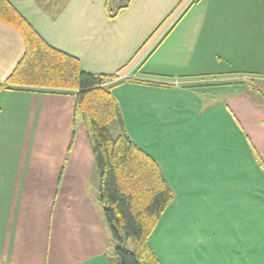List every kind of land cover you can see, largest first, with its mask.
Listing matches in <instances>:
<instances>
[{
	"label": "crops",
	"instance_id": "0c3cea01",
	"mask_svg": "<svg viewBox=\"0 0 264 264\" xmlns=\"http://www.w3.org/2000/svg\"><path fill=\"white\" fill-rule=\"evenodd\" d=\"M8 1L85 71L127 80L113 91L127 131L174 192L150 237L160 264H264V8L218 26L188 22L196 0ZM229 41L240 45L234 55L247 42L255 67L212 71V45ZM25 50L0 18V84ZM8 86L0 92V264H109L114 242L94 153H78L76 93Z\"/></svg>",
	"mask_w": 264,
	"mask_h": 264
},
{
	"label": "trees",
	"instance_id": "16d2710c",
	"mask_svg": "<svg viewBox=\"0 0 264 264\" xmlns=\"http://www.w3.org/2000/svg\"><path fill=\"white\" fill-rule=\"evenodd\" d=\"M0 18L25 41V54L0 92L8 85L45 87L76 93V116L90 126L100 187L97 200L114 242L109 264H160L150 237L174 198L158 161L131 138L114 89L126 82L117 75L85 71L75 57L50 46L8 0H0ZM116 120L119 135L110 124Z\"/></svg>",
	"mask_w": 264,
	"mask_h": 264
},
{
	"label": "rangeland",
	"instance_id": "374dc122",
	"mask_svg": "<svg viewBox=\"0 0 264 264\" xmlns=\"http://www.w3.org/2000/svg\"><path fill=\"white\" fill-rule=\"evenodd\" d=\"M264 0H196L191 5L190 14L188 18V22H191L192 24H198L203 22V19L208 21L209 23H212L211 25H218L219 21L224 20L225 18H237L240 12H245L244 20L246 21L248 18H251V10L254 8H264ZM185 4V1L181 4V7ZM180 9V8H179ZM177 13V11H176ZM176 13H173L167 17V22L172 20ZM228 14L229 16H225V14ZM238 16H236V15ZM235 15V17L233 16ZM241 17V16H240ZM239 19V17H238ZM204 23V22H203ZM246 25L250 26V22H244V26ZM249 32V31H248ZM233 47H232V46ZM227 46H229L227 48ZM240 45L236 44L235 42L229 41L226 43V45L223 44H214L212 45V53H211V70L212 71H222V72H236V70H242L243 72H246V70H250L251 67H255V63L252 61V59H246V50H248L249 47L247 42H244V45H241V48L244 46V50L242 52H239V55H234V53L238 50H240ZM229 49V50H228ZM228 51L232 50V54L228 53ZM235 51V52H234ZM223 52V54H222ZM240 55H245V57H240ZM222 56V57H221ZM209 58V57H206ZM243 58V59H239ZM199 61V57L197 58ZM254 63V65H253ZM229 74V73H228ZM240 76V75H239ZM238 76V77H239ZM81 116H78L77 118V132L79 135H84V141L79 138L78 140V153L80 154L83 150H86L90 147L89 143V134H90V126L89 124L84 126V130L82 128L81 132ZM88 123V122H87ZM110 131L114 138H116L119 135V126L118 122L116 120L112 121L110 124ZM88 146V147H86ZM89 148V149H90ZM31 150H34V148H31ZM29 150L30 152H32ZM87 156H85V166L88 171L91 170V164L89 163ZM86 175H88L86 173ZM92 184L93 188L92 191L95 192V175L93 176ZM95 196V194H94ZM115 245V244H114ZM114 246L112 249L109 250V254L111 255L114 252Z\"/></svg>",
	"mask_w": 264,
	"mask_h": 264
}]
</instances>
